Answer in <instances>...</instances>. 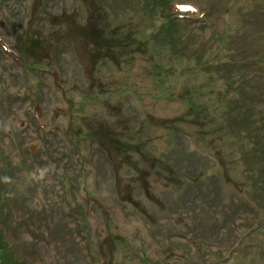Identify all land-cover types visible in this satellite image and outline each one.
<instances>
[{
	"label": "rangeland",
	"instance_id": "374dc122",
	"mask_svg": "<svg viewBox=\"0 0 264 264\" xmlns=\"http://www.w3.org/2000/svg\"><path fill=\"white\" fill-rule=\"evenodd\" d=\"M11 259L264 264V0H0Z\"/></svg>",
	"mask_w": 264,
	"mask_h": 264
},
{
	"label": "trees",
	"instance_id": "16d2710c",
	"mask_svg": "<svg viewBox=\"0 0 264 264\" xmlns=\"http://www.w3.org/2000/svg\"><path fill=\"white\" fill-rule=\"evenodd\" d=\"M176 12H179V9H177ZM11 264H14V261L11 259Z\"/></svg>",
	"mask_w": 264,
	"mask_h": 264
}]
</instances>
